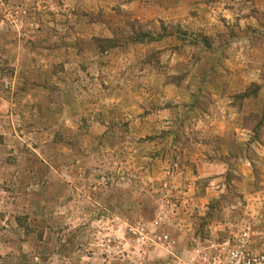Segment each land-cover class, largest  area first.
<instances>
[{"label": "rangeland", "instance_id": "rangeland-1", "mask_svg": "<svg viewBox=\"0 0 264 264\" xmlns=\"http://www.w3.org/2000/svg\"><path fill=\"white\" fill-rule=\"evenodd\" d=\"M264 252V0H0V264Z\"/></svg>", "mask_w": 264, "mask_h": 264}, {"label": "built area", "instance_id": "built-area-1", "mask_svg": "<svg viewBox=\"0 0 264 264\" xmlns=\"http://www.w3.org/2000/svg\"><path fill=\"white\" fill-rule=\"evenodd\" d=\"M191 264H264V252L254 253L250 250L249 236L244 231L234 240L200 254Z\"/></svg>", "mask_w": 264, "mask_h": 264}]
</instances>
